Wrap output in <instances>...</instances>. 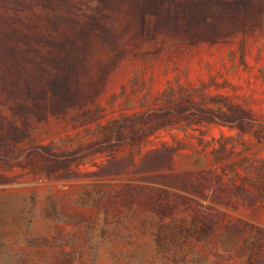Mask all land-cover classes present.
<instances>
[{"label":"rangeland","instance_id":"rangeland-1","mask_svg":"<svg viewBox=\"0 0 264 264\" xmlns=\"http://www.w3.org/2000/svg\"><path fill=\"white\" fill-rule=\"evenodd\" d=\"M0 264H264V0H0Z\"/></svg>","mask_w":264,"mask_h":264}]
</instances>
